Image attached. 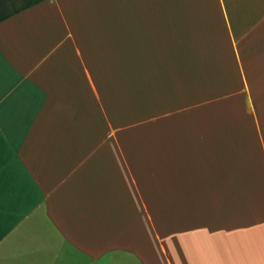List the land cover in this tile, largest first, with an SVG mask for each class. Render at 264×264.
<instances>
[{"label": "crops", "instance_id": "crops-1", "mask_svg": "<svg viewBox=\"0 0 264 264\" xmlns=\"http://www.w3.org/2000/svg\"><path fill=\"white\" fill-rule=\"evenodd\" d=\"M0 13V264H264V0Z\"/></svg>", "mask_w": 264, "mask_h": 264}, {"label": "snow or ice", "instance_id": "snow-or-ice-1", "mask_svg": "<svg viewBox=\"0 0 264 264\" xmlns=\"http://www.w3.org/2000/svg\"><path fill=\"white\" fill-rule=\"evenodd\" d=\"M2 74H0V87H2ZM2 110H0V187L3 185L6 173V159L4 155L3 129H2Z\"/></svg>", "mask_w": 264, "mask_h": 264}, {"label": "trees", "instance_id": "trees-1", "mask_svg": "<svg viewBox=\"0 0 264 264\" xmlns=\"http://www.w3.org/2000/svg\"><path fill=\"white\" fill-rule=\"evenodd\" d=\"M12 13H0V20L4 19L5 17L11 15Z\"/></svg>", "mask_w": 264, "mask_h": 264}]
</instances>
